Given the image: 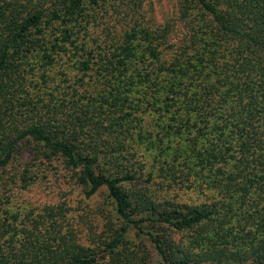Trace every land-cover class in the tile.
Returning <instances> with one entry per match:
<instances>
[{
  "label": "trees",
  "instance_id": "trees-1",
  "mask_svg": "<svg viewBox=\"0 0 264 264\" xmlns=\"http://www.w3.org/2000/svg\"><path fill=\"white\" fill-rule=\"evenodd\" d=\"M153 1L0 0V264H106L132 227L158 264H220L242 246L264 264V0H175L187 25L176 42L146 15ZM143 139L154 168L186 171L213 200L129 188ZM48 167L87 197L107 193L113 237L81 242L64 202L37 216L14 207ZM237 204L245 221L258 213L254 230L229 227ZM152 223L188 231L190 245Z\"/></svg>",
  "mask_w": 264,
  "mask_h": 264
},
{
  "label": "rangeland",
  "instance_id": "rangeland-1",
  "mask_svg": "<svg viewBox=\"0 0 264 264\" xmlns=\"http://www.w3.org/2000/svg\"><path fill=\"white\" fill-rule=\"evenodd\" d=\"M146 15L156 22L169 24L172 42L183 38L187 30L186 23H182L176 15L175 0H154L153 5L147 8ZM68 64L72 65V62L69 61ZM142 141L135 143L137 150L134 152L133 158L130 159L134 162L135 170L137 169V179L129 188L137 189L145 186L149 189V194L156 200L170 201L176 204L211 202L213 200L211 196L219 192L217 189H205L201 180L187 177L186 171H177L175 179H172L174 175H171L169 170L154 168L155 150L154 148L146 150V139ZM160 158L163 160V157ZM151 172L150 177L149 173ZM62 173L61 169L54 171L48 167L46 176L39 175L28 187L17 191L14 196V207L37 216L49 205L64 202L65 206L69 208L66 219L74 228L77 239L79 238L81 242L88 245L96 244L101 240H109L113 237L120 221L115 215L107 193L101 190L91 197H87L81 185L78 186L74 183L73 186L67 178L69 175ZM220 198L222 196L217 194V199ZM236 207H238L237 216L231 219L229 227L236 229L245 224V230L249 228L254 230L255 217L258 213H254L253 219L245 221L242 219L244 207H241L240 204H237ZM255 207L253 205V208ZM147 228L152 233L165 232L169 234L176 245L182 247L190 245L191 238L188 231H172L170 228L164 230L162 225L157 223L149 224ZM240 234H244V239L248 237L244 230ZM242 245L244 244L241 243ZM245 248L246 246L241 247V250H245V255L223 258L220 264H258L251 254L246 255L248 254L246 250L249 247ZM235 249L234 247L233 250ZM119 250L117 257L109 256L106 264H158L156 249L150 235L138 231L136 228H130L125 236V242L119 247ZM126 254L129 260L125 257Z\"/></svg>",
  "mask_w": 264,
  "mask_h": 264
}]
</instances>
